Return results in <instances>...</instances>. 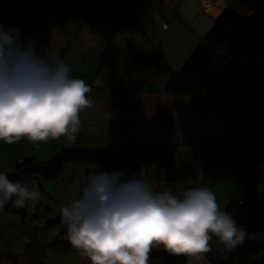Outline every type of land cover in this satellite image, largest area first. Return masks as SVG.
Here are the masks:
<instances>
[{"label": "crops", "instance_id": "obj_1", "mask_svg": "<svg viewBox=\"0 0 264 264\" xmlns=\"http://www.w3.org/2000/svg\"><path fill=\"white\" fill-rule=\"evenodd\" d=\"M231 1L49 0L39 21L41 30L35 43L36 52L43 55L48 47L58 49L72 68L70 75L82 79L91 88L87 95L93 106L80 113L81 124L75 139L69 133L36 143L26 138L12 144L0 141V173L13 170L20 158L45 159L57 147L90 146L110 150L161 147L162 153L177 156L192 153L184 152L185 146L194 147L191 151L199 154V160L205 152L195 148L217 141L215 156L221 155L219 148L223 145L226 152L222 156L228 162L224 172H216L215 181L220 183L218 195L227 203L241 197L247 175L243 126L264 119V83L245 102L167 90L172 74L183 66ZM106 111L111 113L107 119ZM160 159L161 155L152 164H145L148 175L151 170L153 175ZM198 160L192 174L194 184L201 174ZM68 163L56 179L62 178L67 170L72 171ZM257 163L261 193L264 190V131L257 138ZM83 164L78 168L88 166ZM140 173L137 177L142 178ZM188 182L165 181L159 189L178 194L189 188ZM156 185L155 182L154 191ZM213 192L216 194L215 188ZM0 216L5 219L0 220L5 237L22 224L18 214L4 210ZM27 239L23 237L19 244L13 238L0 251V264L4 259L13 262L7 254L22 253L26 248L22 244ZM208 244L213 247L212 242ZM77 251L75 248L62 253L68 252L71 256ZM60 263L70 264V260ZM89 263L81 252L71 264ZM149 264H163V260L150 255ZM185 264L214 263L201 253L188 255Z\"/></svg>", "mask_w": 264, "mask_h": 264}, {"label": "clouds", "instance_id": "obj_2", "mask_svg": "<svg viewBox=\"0 0 264 264\" xmlns=\"http://www.w3.org/2000/svg\"><path fill=\"white\" fill-rule=\"evenodd\" d=\"M58 49L43 55L35 43H21L19 30L0 25V141L21 138L34 143L71 133L75 139L80 113L92 107L91 88L73 78ZM106 119L111 113L106 111ZM39 190L0 173V212L11 203L22 208ZM66 238L90 264H149L153 247L174 255L209 251L215 236L230 250L249 236L232 214L221 210L208 187H189L178 194L154 191L142 178H124L122 170H91L78 196L60 209ZM261 253L252 259L259 260Z\"/></svg>", "mask_w": 264, "mask_h": 264}, {"label": "trees", "instance_id": "obj_3", "mask_svg": "<svg viewBox=\"0 0 264 264\" xmlns=\"http://www.w3.org/2000/svg\"><path fill=\"white\" fill-rule=\"evenodd\" d=\"M49 0H24L20 18L27 24L41 20ZM264 83V0H232L216 18L210 31L199 43L183 66L169 79L167 90L185 95L218 96L245 102L252 91ZM264 131V119L251 121L243 126L247 175L245 192L241 197L227 203L226 212L232 214L238 225L247 223L246 233L256 237L264 234V190H258L260 171L257 163V138ZM205 152V164L215 159V144L201 146ZM161 147H145L130 150H110L98 147H57L45 159L32 157L14 163V169L6 173L12 180L41 181L57 178L68 162L87 161L91 170L111 172V167L124 165L126 171L139 174L141 163L152 164L161 155L159 165L154 169L156 191H160L165 181H189L186 187H196L192 183L197 163L196 153H162ZM190 166V167H189ZM191 168V169H190ZM84 183H81V185ZM5 211L22 217V225L28 216V202L22 208L11 203ZM59 216L53 222L61 221ZM39 226L27 232L29 240L22 253L7 254L13 258L12 264H58L48 261L51 253H62L75 249L66 238V225L56 238L45 243L38 237ZM212 247V246H211ZM213 248V247H212ZM230 249L227 247L225 252ZM238 264L251 262L264 264V255L259 260L253 256L264 250V235L260 239L246 238L233 248ZM150 255L163 260V264H185L188 255H174L164 249L153 247ZM60 264V263H59Z\"/></svg>", "mask_w": 264, "mask_h": 264}, {"label": "rangeland", "instance_id": "obj_4", "mask_svg": "<svg viewBox=\"0 0 264 264\" xmlns=\"http://www.w3.org/2000/svg\"><path fill=\"white\" fill-rule=\"evenodd\" d=\"M212 143H214L217 148L218 146L217 141H213ZM222 148L225 147L221 145V147L219 148V152L221 155L218 157L216 153L215 159L207 165L205 164L204 153L203 155H201V158L198 160L200 162L201 174H200V178L198 179V182L196 183V187H201V186L208 187L212 191L215 188L217 203L220 206L221 210L226 211L227 201H222V199L219 197L218 190L220 183L218 180L215 181L216 175L224 172V167L228 164V162L225 161L224 157L222 156L225 155L223 153L226 152V150H223ZM187 150L189 152H194L191 151L194 150V147L184 146V152H188ZM171 151L173 150L171 149ZM195 151L199 152L202 151V149L195 148ZM198 155L199 154H197V157ZM160 160L157 166L159 165ZM83 163H87L88 166L84 167L85 169L78 168L79 165H82ZM88 163L89 162L82 160L71 161L68 163L69 165L68 167L70 166L73 167L72 171H74V173L72 171L67 170L65 174L63 173L62 178L43 180L39 185L37 182H32V181L22 182L25 186L29 188V190H34L38 188L39 197L35 201H28V216L25 219L26 220L25 225L21 224L20 226H17V230L15 232L9 233L7 237L3 235L6 232H4L0 228V251L4 250V248L11 243L13 238L17 239L20 244L22 243L20 242V240H22L23 237L25 238L27 237L28 239L24 241L22 244V247L24 248L29 240L27 232H29L30 228L33 226L40 227L38 230V237L40 240H42L45 243H49L53 241L56 238V236L59 235V233H61L62 230L65 228V225L63 224L62 221L53 222V219L61 216L60 209L62 206L66 205L68 202H70L72 199L78 196L79 189L83 186V184L81 185V183H85L84 182L85 175L84 173H82V171L85 172L86 168L93 167L91 163L89 164ZM245 165H246V161H245ZM114 170H122L125 179H127L129 175L137 177V175L134 174L133 172L130 171L127 172L126 167L124 165L116 166L114 167ZM148 171L149 169H147L145 163H142L140 176L152 187V189H154L155 180H154V176L151 173L153 170L149 172V175H148ZM61 182L64 183L61 184ZM0 220L4 221L5 219L0 216ZM209 242H212L213 247L216 248V250L221 253H223L227 249V247L215 236H213L209 240ZM78 251L71 254V256L68 254V252L67 254L51 253L49 255L48 261L51 263L59 264L62 261L70 260V264H71L73 262H76V258L81 255V251L80 250Z\"/></svg>", "mask_w": 264, "mask_h": 264}, {"label": "built area", "instance_id": "obj_5", "mask_svg": "<svg viewBox=\"0 0 264 264\" xmlns=\"http://www.w3.org/2000/svg\"><path fill=\"white\" fill-rule=\"evenodd\" d=\"M22 9V3L15 0H0V25L4 29L10 27L19 30L21 43H27L28 41L36 40L40 34L41 24L38 22L34 24H27L20 18V12ZM90 98L89 95H87ZM146 123H149L148 121ZM145 124V123H144ZM62 221V219H61ZM2 264H12L9 260H2ZM244 264H252L251 262H245Z\"/></svg>", "mask_w": 264, "mask_h": 264}, {"label": "water", "instance_id": "obj_6", "mask_svg": "<svg viewBox=\"0 0 264 264\" xmlns=\"http://www.w3.org/2000/svg\"><path fill=\"white\" fill-rule=\"evenodd\" d=\"M20 160H23V159L22 158L17 159L15 162L20 161ZM246 226H247V223L242 225L241 227L245 230ZM208 246H209V251L205 253V255L209 258V260L212 263L214 264H238L235 259L234 250H229L228 252L220 253L216 251L214 248H212L211 245L208 244Z\"/></svg>", "mask_w": 264, "mask_h": 264}]
</instances>
